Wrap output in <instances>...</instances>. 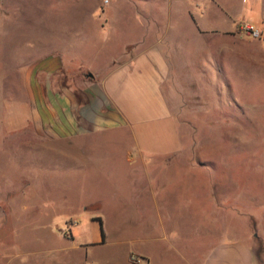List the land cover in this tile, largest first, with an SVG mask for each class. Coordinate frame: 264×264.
Here are the masks:
<instances>
[{
    "label": "rangeland",
    "instance_id": "1",
    "mask_svg": "<svg viewBox=\"0 0 264 264\" xmlns=\"http://www.w3.org/2000/svg\"><path fill=\"white\" fill-rule=\"evenodd\" d=\"M154 6L148 0H0V191H11L12 202L25 207L34 222L31 236L70 232L63 222L72 220L76 242L92 243L100 235L92 219L101 217L108 245L87 249L95 264L122 263L126 249L118 239L141 236L146 220L158 223L160 239L151 251L157 264L182 261L168 239L184 258L202 263L219 240H241L253 227L264 237V52L241 37H223L234 49L222 55V76L214 81L213 35L196 32L193 13L189 20L181 9L173 17L184 19H169V45L182 47L176 53L198 67L174 68L165 92L173 117L137 127L144 155L153 157L146 164L127 162V149L138 146L129 130L77 137L88 141L76 147L37 144L51 137L33 126L28 73L60 54L83 81L90 73L101 77L109 59L146 32L138 12L161 13ZM175 26H187L186 33ZM169 155L189 157L190 165L169 162ZM145 168L152 185L143 179ZM257 245L264 263V238Z\"/></svg>",
    "mask_w": 264,
    "mask_h": 264
},
{
    "label": "crops",
    "instance_id": "2",
    "mask_svg": "<svg viewBox=\"0 0 264 264\" xmlns=\"http://www.w3.org/2000/svg\"><path fill=\"white\" fill-rule=\"evenodd\" d=\"M148 2L154 4L161 13L153 15L138 12L140 15L136 19L137 24L146 29V32L127 41L119 54L109 59L101 77L95 74L90 77V73L88 77L91 80L83 81L78 72L73 69L72 72L68 71L60 54L45 57L39 61L35 68L37 70L28 73L26 85L33 105L31 112L33 126L41 135L51 137L37 144L53 143L76 147L87 145L88 141L80 142L76 140L77 137L122 129L129 130L138 144L136 149L126 151V160L129 164H146L153 158L149 159L144 155L137 139V127L173 117L174 106L165 92L174 77V68L180 70L191 65L198 67V64L190 65L189 61L176 53L182 51V47L169 45L171 41L167 36L173 26V21L170 23L169 19L180 14L181 9L189 20L192 17L191 13L198 20L199 27L194 29L199 35L205 33L213 35L214 81L216 77L220 79L222 76V55H228L234 49L232 43H223V37H241L246 39L248 44L264 52V38H256L258 40L253 41L241 30V24L244 22L264 28V0H148ZM213 15L214 25H207V20ZM145 18L151 21L143 23L142 20ZM173 18L184 19L180 15ZM164 23L166 24L164 31L157 29L164 26ZM174 28H178L176 31L180 33L187 31V26ZM175 56L178 58L176 65ZM27 142L26 146H31L32 142ZM164 143H166L164 147L170 146L168 144L170 141ZM168 159L169 162L190 165L189 157L169 155ZM142 176L152 185L153 173L145 168ZM14 195L11 191L7 193L0 191V264H41L40 259L46 258L49 254L55 255L54 264H95L90 260L87 249L108 245V234L101 217L92 219L100 224V235L98 234L92 243L76 242L74 228H70L74 225L72 220L70 226L68 220L63 222L71 229L70 232L58 227L57 233L50 230V238H46L44 234L40 236L38 232L31 236L30 231L34 228L31 230L27 228L34 227L29 226L33 221L27 219V210L23 205L12 202L11 197ZM153 199L154 205L157 206L155 194ZM99 219L102 220L105 237L102 236ZM38 225L41 223L38 222ZM142 226L146 230L141 236L131 240L118 239V245L126 249L124 260L119 264H137L132 261V257L140 259V264H157L151 251L155 249L154 246L160 239L157 236L158 223L155 220H146ZM43 227L46 228V225ZM263 238L259 237V233L253 227L241 240H238L239 238L219 240V243L214 244L208 254L202 257V263L184 258L173 242L169 239L168 241L172 250H176L181 257L182 264H264L261 259V248L257 245ZM193 255L196 256L194 260L197 259V252ZM31 257L34 258L32 263ZM167 264H170L168 259Z\"/></svg>",
    "mask_w": 264,
    "mask_h": 264
},
{
    "label": "built area",
    "instance_id": "3",
    "mask_svg": "<svg viewBox=\"0 0 264 264\" xmlns=\"http://www.w3.org/2000/svg\"><path fill=\"white\" fill-rule=\"evenodd\" d=\"M241 30H243L244 34L252 38H258V39L264 38V28H259L248 22H244L241 24ZM131 259L134 263L137 264L141 263V260L136 257H132Z\"/></svg>",
    "mask_w": 264,
    "mask_h": 264
},
{
    "label": "trees",
    "instance_id": "4",
    "mask_svg": "<svg viewBox=\"0 0 264 264\" xmlns=\"http://www.w3.org/2000/svg\"><path fill=\"white\" fill-rule=\"evenodd\" d=\"M99 221L101 222V225H102V220L99 219ZM101 230H102V236L105 237V233H104L103 225H102V227H101Z\"/></svg>",
    "mask_w": 264,
    "mask_h": 264
},
{
    "label": "water",
    "instance_id": "5",
    "mask_svg": "<svg viewBox=\"0 0 264 264\" xmlns=\"http://www.w3.org/2000/svg\"><path fill=\"white\" fill-rule=\"evenodd\" d=\"M90 77H93V75H92V74H90Z\"/></svg>",
    "mask_w": 264,
    "mask_h": 264
}]
</instances>
